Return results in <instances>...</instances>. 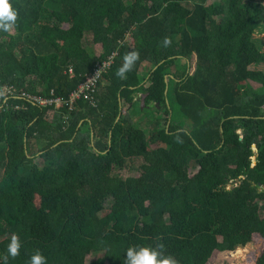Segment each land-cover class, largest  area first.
<instances>
[{
  "label": "trees",
  "instance_id": "1",
  "mask_svg": "<svg viewBox=\"0 0 264 264\" xmlns=\"http://www.w3.org/2000/svg\"><path fill=\"white\" fill-rule=\"evenodd\" d=\"M9 2L0 264L13 234L21 249L7 264L37 250L47 264H123L130 246L158 241L177 264H208L264 239V72L251 69L264 64L263 0ZM115 52L92 99L24 95L71 99Z\"/></svg>",
  "mask_w": 264,
  "mask_h": 264
},
{
  "label": "clouds",
  "instance_id": "2",
  "mask_svg": "<svg viewBox=\"0 0 264 264\" xmlns=\"http://www.w3.org/2000/svg\"><path fill=\"white\" fill-rule=\"evenodd\" d=\"M17 20V12L9 0H0V31L11 33ZM171 43L169 38L163 41L164 47ZM139 59V53L136 51L128 52L123 57L122 66L116 71L117 78L127 79L126 73L130 72L136 61ZM0 97H5L3 90H0ZM6 99V97H5ZM21 242L19 236L13 234L10 243L7 246V254L4 257L5 264L9 257L15 259L20 254ZM165 245L162 242H157L155 247L145 246H130L123 261V264H177L176 259L171 255L165 254ZM28 264H47L46 258L37 250L29 259Z\"/></svg>",
  "mask_w": 264,
  "mask_h": 264
},
{
  "label": "rangeland",
  "instance_id": "3",
  "mask_svg": "<svg viewBox=\"0 0 264 264\" xmlns=\"http://www.w3.org/2000/svg\"><path fill=\"white\" fill-rule=\"evenodd\" d=\"M96 51L100 54L101 50L99 45L96 47ZM195 59L196 57L194 56L190 71L194 70ZM255 60L256 59L253 58L252 63ZM251 69L264 72V64L262 61H257V65H252ZM256 86L257 85L255 83L251 84L250 82H247L242 89L245 90ZM174 106L176 108V110H174V118L176 121H180L183 117L178 110L177 104H174ZM59 107H63V105L60 104ZM133 113H135V111H133ZM182 122L186 123L187 121L184 119ZM137 167L138 165H134L131 167L132 169H129L130 167L125 168L122 171L123 175L127 177L135 173L139 174ZM208 264H264V239L261 236H255L253 243L245 248H239L232 253L216 252Z\"/></svg>",
  "mask_w": 264,
  "mask_h": 264
},
{
  "label": "built area",
  "instance_id": "4",
  "mask_svg": "<svg viewBox=\"0 0 264 264\" xmlns=\"http://www.w3.org/2000/svg\"><path fill=\"white\" fill-rule=\"evenodd\" d=\"M115 54L116 52L110 55L106 60H104L102 64H99L97 66L93 74L86 77L85 81L82 84H80L76 89L77 91L72 94L71 99L65 100L64 98L61 97L53 98V99H41L26 93L24 95L27 96L30 100L35 101L36 104L40 103L43 106L56 104L57 107H59L60 104L63 105L65 103L66 104L74 103L77 99H80L82 97H85L86 99H92L93 93H95L98 83L101 77L103 76V72L106 70V68L110 67V64L112 63Z\"/></svg>",
  "mask_w": 264,
  "mask_h": 264
},
{
  "label": "water",
  "instance_id": "5",
  "mask_svg": "<svg viewBox=\"0 0 264 264\" xmlns=\"http://www.w3.org/2000/svg\"><path fill=\"white\" fill-rule=\"evenodd\" d=\"M166 80H167V77H166Z\"/></svg>",
  "mask_w": 264,
  "mask_h": 264
}]
</instances>
